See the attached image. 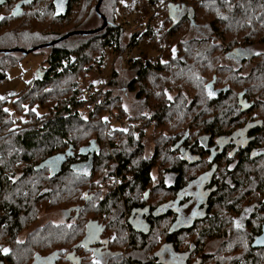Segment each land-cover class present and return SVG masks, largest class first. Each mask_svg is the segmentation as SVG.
Here are the masks:
<instances>
[{"label": "flooded vegetation", "instance_id": "obj_1", "mask_svg": "<svg viewBox=\"0 0 264 264\" xmlns=\"http://www.w3.org/2000/svg\"><path fill=\"white\" fill-rule=\"evenodd\" d=\"M23 1L26 0H2L0 17L3 18L0 24L7 23L3 20L8 19L12 25L21 21L32 26L37 20V12L52 9L55 18L67 19L70 18L73 4L83 3V0H59L62 7H58L56 0H31L21 7V15L12 16L14 9ZM57 9L60 15H57ZM194 15L195 11L190 6L171 7V27L189 19V28L199 35L187 40L181 37L183 42L217 43L210 24L192 22ZM19 36L15 39L16 45L19 44ZM31 38L29 36L28 41ZM252 40V44L234 45L226 50L221 59L222 65L228 69L226 72L236 74L241 86L233 88L228 83L218 85L216 74L206 82L193 78L195 83L204 84L201 93L204 100L197 101L193 116L182 118L192 125L181 130V118L177 115L173 119L175 131L162 134L157 139V154L153 160L141 158L136 161V156L141 154L140 149L135 147L133 151H125L121 142H114L113 148L106 152L104 145L96 139L101 152L93 158L94 168L110 156L112 161L109 162L110 175L107 178L111 182L92 184L86 189L83 182L91 178L86 176L89 156L81 155L79 149L88 143L81 146L67 143L63 151L58 152L65 153L70 145L74 147L73 155L68 157L61 173L65 202L61 208L40 212L38 222L41 226L60 224L65 229L77 227V236L74 243H68L45 257L32 259L30 264H94L97 260L100 264H226L222 260L227 249H220L222 243L210 240L209 235H201L205 229L212 231L216 222L220 223L221 230L227 231L226 234L238 233L250 238L236 249L237 253L245 248L254 254L264 250L252 247L255 238L262 235L264 230V88L254 89V84L249 81V75H255L256 59L264 55V51L255 52L251 48L255 45L264 47V44L260 43V37H253ZM175 51L176 59L183 56L177 49ZM247 65L251 67L245 70ZM212 81V95H209L207 86ZM174 88L176 95L173 103L176 106H179L181 95L183 99L190 100L186 92L181 94L177 86ZM147 106L148 123L155 124L152 105ZM181 106L185 108L184 104ZM204 108L207 115L197 117ZM217 120L221 122L216 123ZM219 124L222 128L215 132ZM136 144L134 139L127 140L129 147ZM162 155V159H157ZM121 157L130 161L125 172L135 171L140 164L146 165L148 183L122 184L118 176L115 179L111 173L118 174L117 171L122 169L119 163ZM244 164L249 170L246 177ZM45 171L50 174L49 170ZM248 177L247 182L245 178ZM2 178L0 170L1 205L7 202V198L26 194L25 189L13 192L6 188ZM69 178H73L74 182ZM133 181V175H127L126 183ZM96 193L99 198L111 197L107 211L101 200L96 201ZM77 207L79 211L74 209ZM95 207V213H91L90 210ZM37 227L24 229L18 241L29 238ZM4 249L9 251L8 247L0 245L2 256L7 253ZM254 262L240 259L230 264ZM0 264L9 262L0 260Z\"/></svg>", "mask_w": 264, "mask_h": 264}, {"label": "trees", "instance_id": "obj_2", "mask_svg": "<svg viewBox=\"0 0 264 264\" xmlns=\"http://www.w3.org/2000/svg\"><path fill=\"white\" fill-rule=\"evenodd\" d=\"M75 1V0H74ZM216 5H212L208 0H170L167 2L166 13L169 18V13L171 7L186 6L192 7L195 11L193 17L194 22L197 23H209L213 29V35L216 37V42L213 45H210L209 42L204 41L202 44H195L193 42L181 40V37L173 42L175 49L179 51L183 56L176 57L174 60H171L170 63L165 62L164 66L152 67L148 62L144 63L142 59H134L129 62H124L121 58L122 54L125 51H122L121 38L123 37L122 26L116 23L110 24L107 28L104 29L105 35L97 39L96 42H100L104 47H111L119 50L122 63H127V66H132L134 70L133 82L130 85H134L136 81L143 83L144 79L148 76H151L155 73L162 72V85L163 87L170 86L172 89L173 86H177L181 94L186 92V95L190 98L181 99L179 101V107L183 109L181 113V123L180 128L184 130L186 127L191 126L192 123L188 122L186 119L190 118L194 114V109L197 108L195 105L198 100H204L201 97L203 93L204 84L199 82V84L193 81L195 79H203L205 82L211 79V77L216 74L218 78V85L222 83H228L233 88H237L240 85V81L237 79L236 74H229L228 69L222 65V55L233 47L236 44H252L253 37H260V43L264 44V0H245L247 3L252 2L253 10L250 14L244 12L243 7L241 8L239 2L236 0H216ZM98 2V1H97ZM209 3V5L207 4ZM117 1L114 3V8H116ZM260 5V7H258ZM105 8V5H102L100 12L104 15L109 23L110 20L113 21L112 14H107L102 10ZM204 11L202 15L201 11ZM95 12V7H94ZM71 13V12H70ZM114 13V12H113ZM96 14V13H95ZM70 15V14H69ZM96 16L102 21V19L96 14ZM112 16V17H111ZM85 17V16H84ZM69 18L57 19L60 23L66 21ZM8 19L6 25L9 24ZM43 19L37 16V21H42ZM192 20V19H191ZM190 20V22H191ZM79 22V19L77 20ZM185 21V22H184ZM181 24L175 26H170L168 34L176 36L182 25H187L189 27V19H185ZM83 22V20H82ZM81 22V23H82ZM52 24V22H51ZM51 24L49 26H51ZM172 25V23H171ZM27 26V25H26ZM22 28H11L4 29L6 31V36L0 37V41H15L18 34H20V41H27V31L25 27ZM153 29H149V32H152ZM140 32H135L133 39L130 42L128 47H132L135 44V37L138 36ZM59 38V36L57 37ZM36 47V46H33ZM89 44L85 46H79L77 49L72 50L69 48H58L52 47L50 54L46 56V59L43 62L42 71L39 73L38 77H35L31 83H29L26 88L17 96H14L12 99V105L6 107L9 100L0 101V121L4 120L7 115L12 113L10 109L14 110L13 100L15 97L20 99L26 91L28 95L38 94L35 100L39 104H36L35 110L42 109L46 111L42 115H47V110L52 106L48 105L46 108L44 106V100H48L50 103L61 102L58 106H55V111L57 112L49 114L51 111L49 109V115L46 119L39 118L38 126L39 128H30L24 129L18 136L13 138V144L17 149H12L11 152H3L0 154V170L3 173V184H6V188H10L11 191L17 192L20 190H26L24 196H18L17 198H10L3 205L0 203V245L6 246L9 248V251L2 256L0 253V260L9 262V264H30L32 259L37 257H45L55 251L61 249L64 245L69 243L72 244L76 240L77 236V227L71 229H65L60 224H47L44 226L39 225L38 215L43 210H56L61 208L65 202L64 199V186L59 184L60 181H63V176H58L54 180L48 178V172L43 171L36 173L34 171V166L46 159L47 157L63 151L67 143H72L76 146L83 145V135L75 133V123L81 122L84 120L90 122L91 117L101 116L106 114L105 106L109 109L110 101L108 97H101L102 103L100 106L95 104H89L84 99L83 92L85 90H92L93 85L89 82V86L83 89L82 85L86 83L85 77L88 70H82L83 66L87 65V50L90 48ZM24 48V47H23ZM26 49V48H25ZM37 52V51H36ZM34 52V53H36ZM130 63V64H129ZM154 69V73L153 72ZM227 71V72H226ZM255 75L251 73L249 78L246 80L250 81V84L253 83L252 88H264V55L256 59ZM252 75V76H251ZM251 76V77H250ZM258 77V79H256ZM155 80L156 78L153 77ZM261 80V81H259ZM6 81L5 72L0 73V84ZM82 81V82H81ZM254 81V82H253ZM76 82L75 86L70 87L69 83ZM247 83V82H246ZM69 86V88H67ZM160 87L155 88L153 92H146L145 89L138 91V99L142 104L145 105V110L151 106V97L161 103L160 105L152 108V117L158 123H164L169 119L170 104L162 103L161 99L165 96L159 95ZM226 98V97H225ZM223 98L222 100H225ZM136 98V101H138ZM3 100V99H2ZM227 100V98H226ZM33 101V100H32ZM30 101V102H32ZM148 101V102H147ZM190 101H192L190 103ZM184 104L185 108L181 106ZM190 104V105H189ZM188 106H191L190 109H187ZM141 105H139V108ZM187 107V108H186ZM9 108V109H8ZM192 108V109H191ZM141 113V112H140ZM36 115L37 111H36ZM85 115L88 116L86 119ZM207 115V110L205 108L197 116L203 118ZM105 117V116H104ZM149 117V116H148ZM220 117V116H218ZM186 118V119H182ZM99 119V118H95ZM107 118L100 119L97 121V124L105 123L107 124ZM169 121H171L169 119ZM220 120H217L216 123H220ZM83 123V122H81ZM163 123V124H164ZM158 124V125H163ZM16 125V124H15ZM167 123L164 124L166 126ZM175 125L173 123L172 129L174 130ZM213 128V126H212ZM222 127L216 126L214 131H220ZM173 132V131H172ZM83 134V133H82ZM99 142H102V135H96V138ZM11 144V145H13ZM111 145L110 143H108ZM137 148V147H136ZM1 151V147H0ZM108 160L102 161L100 167L103 164H108L112 161V158L108 156ZM119 158V163L122 169H119L116 173H111L115 178L118 176L121 179L122 184H147L148 182V167L141 166L140 164L135 167V171L125 172L124 170L130 164V161L126 159ZM97 166H95L91 178H86L83 184L86 183V189L88 186H92L97 171ZM141 166V167H140ZM247 164H244V177L248 173V168L245 167ZM126 168V169H125ZM107 173L102 174L104 178H107L110 173L108 172V167L106 168ZM252 173V172H251ZM250 173V175H251ZM5 174V176H4ZM99 174V176H100ZM132 174L134 181L132 183H126L127 175ZM70 179V178H69ZM248 178H245L248 182ZM74 182L73 178L70 179ZM109 180V178L107 179ZM105 182V181H104ZM103 182V183H104ZM101 183V181H99ZM9 184H16L11 186ZM94 191V189H90ZM118 194H116V197ZM96 201L102 202V206L107 211V208H110L111 197H100L96 193ZM106 198V199H105ZM96 202V203H97ZM96 203L93 205L96 206ZM96 207L90 210L91 213H95ZM108 213V212H107ZM31 226H38L32 233L31 236L27 239H24L19 242L18 237L23 233L24 229L31 230ZM214 227V228H213ZM212 231L205 229L201 235H209L210 240H218L222 243L220 249H227L224 253L225 258L222 260L226 264H230L233 260L244 259L246 262L255 261L254 263L260 264L259 254L255 252L252 253L246 249L241 253H237L236 249L241 246L243 243L249 241V237L241 235L238 233L229 234L221 230L219 222L215 223V226H212ZM71 238H73L72 241ZM203 242H201L202 244ZM233 247V248H232ZM246 253V254H245ZM258 254V255H257ZM253 263V264H254Z\"/></svg>", "mask_w": 264, "mask_h": 264}, {"label": "rangeland", "instance_id": "obj_3", "mask_svg": "<svg viewBox=\"0 0 264 264\" xmlns=\"http://www.w3.org/2000/svg\"><path fill=\"white\" fill-rule=\"evenodd\" d=\"M97 1L98 0H83L82 4H77V2H75L71 8L72 11L70 13V18L61 23L54 17V10L52 9L47 12H37L36 15L43 20L39 22L35 20L32 26H29V23H27L26 25L28 26H26L24 23L22 24L21 21L10 26L6 25V23L0 24V37L6 36L5 28H22L24 26H26L25 29L28 30V38L29 36L32 37L31 41H19L18 45H16V41L15 43L11 40L4 42L0 41V48L11 49L19 46L21 48L24 47L30 49L33 46L48 44L51 41L58 39V36L60 38L69 32L96 30L104 24L94 12V7L97 5ZM116 1V8H114L113 6ZM169 1L170 0H104L102 5H105V8L102 11L107 14H112L113 17H111L114 19L112 23L122 26V51L129 48L134 52V57L148 60V63L152 67H162L165 62L170 63V61L174 60L176 56L173 42L177 41L181 36L185 38L184 40H187L199 35L187 25H182L178 28L179 31L176 33V36L168 34V30L172 23L167 20L168 15L166 13V6ZM208 1L212 5H216L217 2L216 0ZM236 2H239L241 8L243 7L246 14L252 12V2L247 3L245 0H236ZM207 4L209 5V3ZM260 5L261 4H259L258 7H260ZM201 13L204 15L203 10ZM143 15L146 16V20L149 22L148 27L146 24H144V27L137 25V20ZM78 19L79 22L77 21ZM50 24L51 26H49ZM149 29H153V31L149 32ZM199 31L202 30L199 29ZM135 32L140 33L135 37L134 46L130 48L128 46L130 45ZM104 35V30L90 35H74L54 46L75 50L79 46L89 44L91 47L87 50V65L82 67V70L88 71L86 72L85 77L86 83H84L82 87L83 89L87 88L90 82L93 85V88L91 89L94 91L92 92L98 93L100 98L108 97L107 99L110 101L109 109L104 110L106 114L95 116V118H99L98 120L91 117L92 121L90 122L81 120L83 123H75L74 131L75 133L83 135V143L85 144L89 143L91 139L96 138V135H102L103 139L101 143L104 145L103 150L106 152H109V149L113 148L115 144L114 142H121L123 143L125 151H133V148L135 147H137L136 149H140L139 152L141 154L136 156V161L141 160V158L153 160V157L157 154V139L162 136V134H169L172 131H175L171 130L174 123L173 119L177 115L183 113V109L179 107L180 105L176 106V104L173 103L176 90L174 86L172 89H170V86H166L162 88L164 91H161L160 85H162L161 83L163 81L161 80L162 72L148 76L144 79L143 83L136 81L133 86L130 85L134 80V70L132 68L134 65L127 66V63H122L121 60H119L118 57H120L121 51L119 52V50L117 51L109 46L104 47L100 42H96L97 39ZM251 49L255 52L264 51L262 45L252 46ZM50 51L51 48H43L36 53H31L25 57H23L21 53H12L9 55L0 54V73L2 71L5 72L6 76V81L0 84V101L9 100L6 107L12 105L10 99L20 94L24 88L35 79V77H38L39 73L42 71L43 62L46 56L50 54ZM250 67V65H247L245 70L250 69ZM152 70L153 72L151 73L156 71H154V69ZM246 72L247 71L244 73ZM153 77H155L156 80ZM69 84L70 87H72L76 85V82ZM157 87H160L159 95H162L163 97L164 93H166L161 99V101H163L162 103H164V105L170 104L171 110L169 112V119L171 121H166V126H164V121L167 118H164L163 122L160 123L157 121H155V124L148 123L147 119L149 112L145 110V105H142L144 104L143 100L140 102V99L137 97L138 91L141 89L144 88L146 92H153ZM67 88H69V86ZM36 96L39 95H28V91H26V93L20 96L19 100L17 97L14 98L13 106L15 109H10V111H13L12 113H9L10 117L7 115L4 120L0 121V154L3 152H11L13 148L17 149L12 142L13 138L18 136L24 129H30L34 126V128L38 129L39 126L37 124L39 123V118L42 117L46 119L48 116L50 117L57 112V109L55 111V106L59 107L58 104L61 102L54 104L53 102L50 103L47 99L44 100V106L46 108L48 105H52L49 108L51 111L50 113L49 109L47 110V115H42L46 112L42 109L35 110V107L37 106L36 104H38L35 100ZM136 98L138 101H136ZM158 102L159 100L155 101V99L151 97L152 107H155V104H157L156 106L161 104ZM139 105H141L140 108ZM110 110H113L115 114H121L122 117L129 122L135 123L125 129L120 125L111 126L113 120L110 121L109 114L107 113V111ZM36 111L38 115H36ZM48 113L52 115H49ZM85 117L86 119L88 118L87 115H85ZM104 118H107V124H97V121ZM131 139L136 141V146L129 147L127 145V140ZM163 157L164 156L162 155L157 157V159H162ZM100 165L101 164L98 166ZM98 166V172L96 173V178L93 184H110L111 181L107 180L108 178L104 180V175L100 174L101 172L102 174L107 173L106 168L109 166V163L106 165L103 164L102 167ZM99 181H101V183H99ZM59 184H62V180ZM245 250L246 248L243 251ZM239 252H242V250L240 249ZM259 260L260 264H264V250H261Z\"/></svg>", "mask_w": 264, "mask_h": 264}, {"label": "water", "instance_id": "obj_4", "mask_svg": "<svg viewBox=\"0 0 264 264\" xmlns=\"http://www.w3.org/2000/svg\"><path fill=\"white\" fill-rule=\"evenodd\" d=\"M59 0H56V3ZM31 0H26L23 2H20L17 7L14 9L12 16H19L22 14V9L21 7L24 4H28L30 3ZM104 0H98L97 5L95 6V13L103 20L104 24L102 27L97 28L96 30H86V31H77V32H69L67 34H65L64 36H61L58 39H55L53 41H51L48 44H42L36 47H32L30 49H25V48H12V49H0V54H4V55H9L12 53H21L24 57L34 53L38 50H41L43 48H52L54 46H56L57 44L61 43L62 41H64L65 39H68L71 36L74 35H87V34H94L97 32H101L103 31L105 28L108 27L109 21L108 19L102 15V13L100 12V8L103 4ZM0 4L2 3V0H0ZM60 10L57 9V15H60L61 12H59ZM192 22H194V20H192ZM110 25V24H109ZM213 84L214 82L212 81V83H209L207 86L208 91L210 92L211 89L213 88ZM221 91V90H220ZM73 145L69 146V149L65 152V153H57L54 154L52 156H49L48 158H46L45 160L41 161L39 164H37L34 167V171L36 172H40V171H44V170H49L50 174H49V178L50 179H55L58 176L61 175L62 171H63V167L67 162V159L69 156L73 155ZM101 152V147L98 143V141L94 138L91 139L89 141V143L87 145H84L82 147H80L79 149V153L83 156H89L88 161L86 162V166L88 167V171L86 173L87 177H91L92 173H93V168H94V161L93 158L96 154H99ZM92 198V196L90 197V199ZM89 199H87L88 201ZM75 210L79 211V207L74 208ZM90 224V223H89ZM88 224V225H89ZM252 247L254 249H259V248H264V230H263V234L260 235L259 237L255 238V242L253 243Z\"/></svg>", "mask_w": 264, "mask_h": 264}, {"label": "built area", "instance_id": "obj_5", "mask_svg": "<svg viewBox=\"0 0 264 264\" xmlns=\"http://www.w3.org/2000/svg\"><path fill=\"white\" fill-rule=\"evenodd\" d=\"M146 19H147L146 16L143 15L139 20H137V25L140 27H144V24H146V26L148 27L149 22ZM133 53L134 52H132V50L129 49V50L125 51L124 54H122L121 58L125 62H129V61L134 60V59H139V57H134ZM146 62H147V60L144 59V63H146ZM92 91H94V90H89V89L85 90L83 92L84 99L89 104H95L96 106H100L102 103V98H100V95L98 93L92 92ZM105 109H108L107 106H105ZM107 113L109 114L108 116H109L110 121L113 120L111 122V126L120 125L123 129H125V128H128L129 126H131L135 123V122H129L128 120L123 118L121 114H115L113 110L107 111Z\"/></svg>", "mask_w": 264, "mask_h": 264}, {"label": "snow or ice", "instance_id": "obj_6", "mask_svg": "<svg viewBox=\"0 0 264 264\" xmlns=\"http://www.w3.org/2000/svg\"><path fill=\"white\" fill-rule=\"evenodd\" d=\"M58 7H62V5L58 2ZM3 17H0V19H2ZM209 95H212V93L210 92ZM237 227H239V225H237ZM4 252H7L8 250L7 249H4L3 250ZM94 264H100V262L97 260V261H94Z\"/></svg>", "mask_w": 264, "mask_h": 264}, {"label": "crops", "instance_id": "obj_7", "mask_svg": "<svg viewBox=\"0 0 264 264\" xmlns=\"http://www.w3.org/2000/svg\"><path fill=\"white\" fill-rule=\"evenodd\" d=\"M46 59V58H45ZM25 89V88H24Z\"/></svg>", "mask_w": 264, "mask_h": 264}]
</instances>
